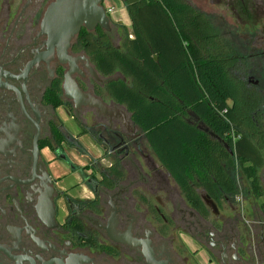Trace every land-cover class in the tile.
I'll return each mask as SVG.
<instances>
[{"label":"flooded vegetation","instance_id":"af4514ba","mask_svg":"<svg viewBox=\"0 0 264 264\" xmlns=\"http://www.w3.org/2000/svg\"><path fill=\"white\" fill-rule=\"evenodd\" d=\"M55 1L0 0V264H264V175L262 196L248 190L260 202L251 216L237 194L213 207L196 187L204 208L189 203L109 89L132 79L104 75L89 54L105 39L123 50L138 27L114 21L103 2L109 29L83 26L60 55L42 30ZM182 1L208 19L225 61L245 66L242 90L264 116V0ZM173 43L160 50L172 57Z\"/></svg>","mask_w":264,"mask_h":264},{"label":"trees","instance_id":"16d2710c","mask_svg":"<svg viewBox=\"0 0 264 264\" xmlns=\"http://www.w3.org/2000/svg\"><path fill=\"white\" fill-rule=\"evenodd\" d=\"M123 2L138 27L137 40L114 50L105 39L100 54L93 44L89 54L104 75L119 71L132 79L113 81L109 89L147 132L151 148L186 200L204 208L196 187L215 201L224 194L236 195L237 184L229 173L236 166L234 158L250 181V190L262 196L264 128L259 103L242 90L238 65L225 61L220 38L208 19L182 0ZM173 42L178 46L170 48L172 57L160 50L163 43ZM233 55L227 44V56ZM229 100L234 101L233 108ZM180 104L193 110L210 132L189 126L179 114ZM262 209L264 213V205Z\"/></svg>","mask_w":264,"mask_h":264},{"label":"water","instance_id":"95a60500","mask_svg":"<svg viewBox=\"0 0 264 264\" xmlns=\"http://www.w3.org/2000/svg\"><path fill=\"white\" fill-rule=\"evenodd\" d=\"M103 2L104 0H56L50 5L43 21L42 30L57 46L60 55H66L71 41L79 34L83 26L89 30L98 25L105 30L109 29L110 19ZM156 60H158L157 57ZM92 101L91 104L98 107L101 112H107L103 103ZM228 105L233 107L234 101L229 100ZM226 147L231 154H234L228 145ZM203 199L208 205L215 207L210 197Z\"/></svg>","mask_w":264,"mask_h":264},{"label":"rangeland","instance_id":"374dc122","mask_svg":"<svg viewBox=\"0 0 264 264\" xmlns=\"http://www.w3.org/2000/svg\"><path fill=\"white\" fill-rule=\"evenodd\" d=\"M104 6L107 9H112L111 12H109L110 16L113 18L114 21H122L127 25L131 24V18L128 14V11L126 9V6L123 2V0H105L104 1ZM248 66V65H246ZM238 67V70L241 72L242 70L244 71V65ZM236 67V68H237ZM260 123L264 128V116H259ZM236 166L233 169H229V173L231 177L234 179V181L237 184V196L244 198L246 200V203L244 205L240 204L239 206L237 205V209L240 207L241 210L246 211V215L251 216L252 215V210L258 211L260 202L254 201V199H249L248 198V190L250 189V181L246 179V177L241 173L240 166L236 162ZM264 175V169L259 170V177H260V184L263 185V181L261 177ZM202 194V190L199 192Z\"/></svg>","mask_w":264,"mask_h":264},{"label":"built area","instance_id":"2783aa9c","mask_svg":"<svg viewBox=\"0 0 264 264\" xmlns=\"http://www.w3.org/2000/svg\"><path fill=\"white\" fill-rule=\"evenodd\" d=\"M108 11H109V12H111V11H112V9H109Z\"/></svg>","mask_w":264,"mask_h":264}]
</instances>
